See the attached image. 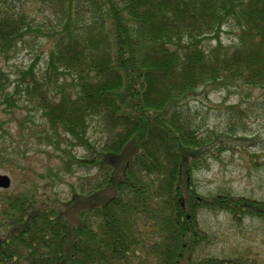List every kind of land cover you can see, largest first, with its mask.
<instances>
[{
    "label": "trees",
    "instance_id": "trees-1",
    "mask_svg": "<svg viewBox=\"0 0 264 264\" xmlns=\"http://www.w3.org/2000/svg\"><path fill=\"white\" fill-rule=\"evenodd\" d=\"M42 1L57 17L44 75L29 68L21 81L42 120L19 138L60 151L68 174L76 166L88 175L60 209L33 189L1 193L0 262L253 264L208 252L205 214L264 226V200L200 193L196 175L228 150L215 146L228 134L202 132L188 103L218 85L264 89V0ZM229 22L236 41L223 45ZM31 25L23 5L0 0V51L39 32ZM207 39L216 44L205 47ZM6 81L0 72V102L11 104ZM73 145L82 157L67 151ZM20 148L0 137V170L31 171Z\"/></svg>",
    "mask_w": 264,
    "mask_h": 264
},
{
    "label": "rangeland",
    "instance_id": "rangeland-1",
    "mask_svg": "<svg viewBox=\"0 0 264 264\" xmlns=\"http://www.w3.org/2000/svg\"><path fill=\"white\" fill-rule=\"evenodd\" d=\"M11 4L15 7L23 5L32 20L31 26L33 29L38 28L39 32L27 34L12 50L0 51V72L7 77L6 92L12 100L9 104L1 98L0 137L6 146L10 140L19 143L23 159L31 163V171L11 165L1 169L0 175H7L11 180L7 192L33 189L39 199H45L60 209L62 203L70 199L72 190L79 193L78 181L86 177L88 171L83 167L72 166V174H68L61 161L65 155L60 151L38 146L35 138H19L20 128L39 126L42 120L40 113L28 104L21 81L23 78L29 81V76H23L29 68H32L36 78L44 75L51 43L48 27L56 24L57 17L50 10L51 6L42 0H11ZM219 40L223 45L236 41L232 22L222 27ZM215 44V39L203 42L205 47ZM65 82L70 84V78L65 77ZM188 107L192 120L202 132L228 134L227 138H219L215 142L218 147L217 144L222 140L227 146L223 148L228 150L221 151L218 160L212 159L209 167L196 175L200 193L229 192L236 196L264 200V89L218 85L190 98ZM96 126H92L88 132V137L94 142L102 138ZM67 151L76 157L83 156V151L74 145ZM26 175L29 182H25ZM3 192L0 189V194ZM202 226L213 236L208 249L211 256L222 259L245 256L253 264H264V226L258 219L245 218L240 225H236L225 216L205 214Z\"/></svg>",
    "mask_w": 264,
    "mask_h": 264
},
{
    "label": "water",
    "instance_id": "water-1",
    "mask_svg": "<svg viewBox=\"0 0 264 264\" xmlns=\"http://www.w3.org/2000/svg\"><path fill=\"white\" fill-rule=\"evenodd\" d=\"M11 186V180L7 175H0V189L8 190Z\"/></svg>",
    "mask_w": 264,
    "mask_h": 264
},
{
    "label": "flooded vegetation",
    "instance_id": "flooded-vegetation-1",
    "mask_svg": "<svg viewBox=\"0 0 264 264\" xmlns=\"http://www.w3.org/2000/svg\"><path fill=\"white\" fill-rule=\"evenodd\" d=\"M0 264H15V262L5 259L2 262H0Z\"/></svg>",
    "mask_w": 264,
    "mask_h": 264
}]
</instances>
